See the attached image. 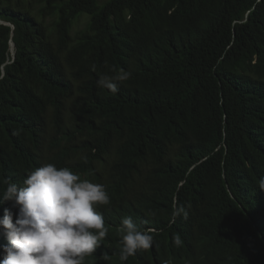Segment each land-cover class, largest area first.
I'll return each mask as SVG.
<instances>
[{
    "label": "trees",
    "instance_id": "1",
    "mask_svg": "<svg viewBox=\"0 0 264 264\" xmlns=\"http://www.w3.org/2000/svg\"><path fill=\"white\" fill-rule=\"evenodd\" d=\"M0 20V194L53 163L153 235L147 264H264V0H0Z\"/></svg>",
    "mask_w": 264,
    "mask_h": 264
},
{
    "label": "clouds",
    "instance_id": "2",
    "mask_svg": "<svg viewBox=\"0 0 264 264\" xmlns=\"http://www.w3.org/2000/svg\"><path fill=\"white\" fill-rule=\"evenodd\" d=\"M130 76L120 69L97 83L117 93L119 83ZM6 183L0 194V264H111L114 254L123 263L147 264L141 250L153 246V235L140 231L131 217L109 219L110 196L104 185L53 163L32 170L22 182L12 178ZM181 213L187 218V212L177 208L173 222ZM174 243L181 244L179 236ZM189 252L183 249L182 264H192Z\"/></svg>",
    "mask_w": 264,
    "mask_h": 264
},
{
    "label": "rangeland",
    "instance_id": "3",
    "mask_svg": "<svg viewBox=\"0 0 264 264\" xmlns=\"http://www.w3.org/2000/svg\"><path fill=\"white\" fill-rule=\"evenodd\" d=\"M89 20L88 16H83L80 21L77 23V25L73 29V35L78 32V30L84 28Z\"/></svg>",
    "mask_w": 264,
    "mask_h": 264
},
{
    "label": "water",
    "instance_id": "4",
    "mask_svg": "<svg viewBox=\"0 0 264 264\" xmlns=\"http://www.w3.org/2000/svg\"><path fill=\"white\" fill-rule=\"evenodd\" d=\"M0 23L11 24V23H9V22H4V21H0ZM13 43H14V42H12V44H13ZM12 55H13V58H15V57H16V52H14ZM71 170L73 171V169H71ZM73 172L76 173V171H73ZM100 212H104L103 208H101Z\"/></svg>",
    "mask_w": 264,
    "mask_h": 264
},
{
    "label": "bare ground",
    "instance_id": "5",
    "mask_svg": "<svg viewBox=\"0 0 264 264\" xmlns=\"http://www.w3.org/2000/svg\"><path fill=\"white\" fill-rule=\"evenodd\" d=\"M12 46L14 47V49L11 47V49L13 51L12 54H13L15 52V44L13 43ZM17 178H19V175L18 174H17ZM21 186H22V184H21ZM8 206L10 207L11 205H8ZM8 206H6V207H8ZM3 210H4V208H3ZM3 214H4V212H3ZM1 237H0V244L2 243Z\"/></svg>",
    "mask_w": 264,
    "mask_h": 264
}]
</instances>
